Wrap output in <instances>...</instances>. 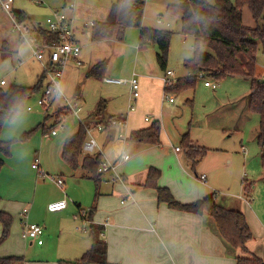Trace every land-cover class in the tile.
Here are the masks:
<instances>
[{
	"label": "rangeland",
	"instance_id": "rangeland-1",
	"mask_svg": "<svg viewBox=\"0 0 264 264\" xmlns=\"http://www.w3.org/2000/svg\"><path fill=\"white\" fill-rule=\"evenodd\" d=\"M115 1L76 0L75 17L81 24L104 22L109 16L111 5ZM208 1L213 2L214 0ZM44 2L45 4H37L33 0H15L14 10L25 11L33 19L32 23L41 24V27L46 30V19L50 15V8L63 9L68 0H44ZM178 2L179 0H145L143 15L144 26L169 30L173 33L167 70L174 71L176 79L185 78L189 75L185 62L193 56L194 44L192 35L182 33L181 20L168 12V6ZM244 23L247 25L254 24L248 9L244 10ZM44 32L41 31L35 34L38 43L43 40V37L47 36ZM139 36L140 28L131 27L126 30L122 43L118 41L115 43H98L96 41V46H91L90 43L84 45L81 53L82 65L77 66L69 61L64 70L61 80L63 96L53 95V102L50 106L39 105L38 100L43 96L45 87L49 84V80L45 79L44 86L26 101L24 110L13 120L4 123L1 138L6 141H13V143L9 155L0 153V157L5 162L3 169L0 171V178L2 180V178L7 177L12 180V183L14 182L15 186L13 184L9 186L10 196L0 198V210H3L1 206L4 201L19 206L21 202L14 203V201H22L27 196L32 198L36 191L37 181L41 182L39 192L44 196L48 197L59 193L56 183L51 181L48 175L55 176L61 173V169H65L63 172L66 180V192L70 193L68 189L84 191L85 202L82 203V207L86 211H90L97 200L95 197V183L83 180V188L78 187L77 180L68 175V170L64 167L61 158L58 157V151L66 141L69 132L79 126L80 122L69 110L68 101L83 107L80 114L82 120L88 112L92 113L90 122H100L105 117H112L113 119L104 122L106 125H109L112 120L117 119L123 113L129 112L130 88L128 84L107 83L103 81V77L88 78L87 73L93 67L95 61L107 59L112 64L107 76L128 79L134 71L140 74L141 69L138 67L137 59ZM157 52L158 47L154 45L153 54H147L145 59H150L151 55L156 60ZM20 60L23 61L21 65H19ZM43 63H47V59L40 61L34 56L31 46L20 38L19 33L14 28L11 16L0 10V79H5L8 82L6 86L4 85V88L9 87L11 84L35 85L38 74L43 70ZM142 65L143 63H141ZM157 66L158 72L162 73L163 70L159 65ZM256 75L264 77V52L261 46L257 55ZM141 77L139 81L142 79ZM205 80L216 82L209 78ZM205 80L198 77L193 88L183 90L175 95H164L163 89H160L157 98H155L154 93L140 96L137 104L138 110L135 113H130L128 129L136 127L147 116L152 119L148 126L150 127L155 122L154 116L156 115L161 122L162 143L156 150L159 156L156 155L155 150L150 149L134 156V149L129 145L126 152L131 154L132 158L126 163H121L122 167L120 166L119 169H125L124 173L127 175L133 169H137L138 165L146 160V157L155 159L163 156L166 157V170L164 168L166 179L169 177L171 181H178L189 186L190 184H201L198 178L202 171L213 169V167L220 168L216 178L226 187L218 186V192L214 193L218 198V202L223 204L225 194L236 195L237 191L242 194L244 176L246 175L248 180L257 179L253 177L257 175L256 171L263 166L262 156H257L249 145V142H253V144L255 141L257 142L260 131V115L251 111L248 106L250 80L242 77H228L217 82V89L205 86ZM169 96L175 98L173 103L168 100ZM101 100L106 101V113L103 117H97L96 109ZM28 107L32 109L28 110ZM47 111L49 114H46V119L49 120L44 122L43 116ZM60 119L63 120L64 128H61ZM58 121L59 123H57ZM51 124L59 132L56 137H48L45 133V129ZM86 125L94 128L87 122ZM117 131L119 133L121 129L118 127ZM27 132L32 133L28 137H23L24 133ZM185 133L189 134L190 139L195 144L223 151L210 150L199 162L196 169L192 170L182 144ZM105 135L106 132L99 137L98 141L103 139ZM127 141L129 140L127 139ZM242 145L247 149L248 154L246 157H244L245 153L242 150ZM176 147L181 148L182 152L177 154ZM143 148L150 147L144 145ZM104 153L110 161L115 160L117 153L112 143L107 146V151L105 150ZM227 156L233 158L231 164L226 163ZM36 157L40 159L43 171L49 173L44 177L40 174L43 178L38 176V171L32 169ZM12 163L14 164L13 170L10 169ZM160 169L162 171V168ZM14 170L15 174L13 173ZM93 184L94 193L90 197L86 194V191L87 189L90 190ZM227 187H230V189ZM253 198L250 199V203L255 202ZM123 202H125V199ZM72 204L77 213V204ZM76 213L73 212L71 219L68 216L62 218L52 217L47 223L51 224L52 227L63 229L70 222L72 224L75 222L78 227L77 241L81 243L85 238V242H88L87 238H89L91 228L87 223L83 224L84 221L80 219L81 217L74 220V214ZM46 226L47 228L42 237L45 245L43 247L27 245L22 239L21 221L19 220L16 223L13 218L9 237L0 243V257L20 256L23 258V262L25 261L24 264H59L61 260L74 261L82 257V254H73L74 248L70 244L66 230L62 233L60 239L57 237L53 240H47L46 230H48V225ZM1 233L2 225L0 222V236ZM19 264L23 263L19 262Z\"/></svg>",
	"mask_w": 264,
	"mask_h": 264
},
{
	"label": "crops",
	"instance_id": "crops-1",
	"mask_svg": "<svg viewBox=\"0 0 264 264\" xmlns=\"http://www.w3.org/2000/svg\"><path fill=\"white\" fill-rule=\"evenodd\" d=\"M74 11L75 9L71 12V14L75 17ZM28 16L30 17L32 22L33 19L29 14ZM142 26H144L143 20ZM91 30L92 27L83 28V25L79 23V21H77L76 35L79 43L81 44V51L77 56V59L81 61V64L78 65L76 63V60L74 59L70 60L77 66L82 65L81 53L83 46L89 43L91 46H96L97 44L96 41L94 42L90 38ZM116 41L121 43L123 42L113 38L98 41V43H115ZM137 46L138 67H140L141 73L138 74L136 71L134 72L138 74L139 78L141 77V74H143L141 77L142 79L139 81L140 96L152 95L154 93L155 98H157V93L160 89H163V93L165 95L163 82V76L165 74V71L159 73L157 59L154 60L151 57L154 51V44L149 43L147 45ZM149 53H151L150 59H145V56ZM46 56L44 57V59L46 58L47 62H49V57L48 55ZM103 60L107 63V67L103 75L104 81V78L110 77L107 76V73L110 72V67H112V64L107 59L95 61L94 64ZM20 62H22L21 64H23V61L20 60L19 65H21ZM141 63H143L142 66ZM42 74L43 70L38 74L36 82ZM130 78L122 79L129 80ZM1 80L3 79H0V81ZM7 84L8 82L6 81L5 86ZM125 84H128L130 88L131 103L132 87L129 83ZM2 88H4V85ZM138 99L134 102V104L136 105L135 110H130V108L128 107L129 112L127 111L126 113H123L121 116L118 117L126 120L124 126L116 124H104L105 121L107 122L113 119L112 117H105L103 120H100V122H90V115H92V113L88 112V114H86L85 118L83 119L85 121H83L81 117V119L78 118L80 121L79 126L71 130L68 134V137L75 134L81 126L82 122H87L90 125L94 126V128L98 124H104V130L97 131L96 129H94V136L98 142L99 149L103 154L106 153H104V151H107V146L111 143L113 144V147L114 149H116L117 153L113 162L116 164L118 172L123 176L122 181L114 179V175L111 172L104 173L101 174V182L99 185V189H97L96 183L90 177L89 173H87L83 168L79 167L77 170H72L65 163L62 158V148L65 142L58 151V157H60L63 161L64 167L68 170V175L71 176L73 179L77 180L78 187L81 186V188H83V180H88L90 181V183H95V197L97 198V200L95 201V204H93L90 211H86V209L82 207V203L85 202V195L83 194L84 191H80L79 189H77V191H72L68 189L70 193L68 194L66 192V180L63 172L65 169H61V173L55 175L59 176L64 180L63 188L56 184L60 191L59 193L53 194L48 197L44 196L43 194H41V192H39L41 182L37 181L36 183L38 184L36 187V191L32 198L31 196H27L23 198L22 201H14V203L21 202L19 206H16V204H12L8 201L2 202L3 205L1 207L3 210H0V212L4 211L9 213L14 218V220H16V223H18L19 220L21 221L22 239L25 241V244L37 245V247H43L45 245L44 241L42 244H38L36 241L27 239L23 236L22 230L24 227L23 222L25 217L22 215V210L25 207H28L29 222L44 225V232L47 228L46 225H48V230H46L47 240H53L57 237L58 239H60L62 233L66 230L68 232L70 244H72L74 248L73 254L76 253L83 255L86 251H88L92 246V240L90 238V235L89 238H87L88 242H85V238H83V241L79 243L77 241L78 227L75 222L74 224L70 222L63 229L55 226L52 227L51 224L47 223L48 220L52 217L62 218L68 216L71 219L73 212L76 213V208L73 206L72 203H76L78 212L74 214V220H77L78 217H81L80 219L84 221L83 224L87 223L89 225V228H91L92 225H95L100 228V236L106 242L107 245L106 264H237V256H258L264 260V147H259L256 141L254 142V144L253 142H249V145L251 146L253 152L256 153L257 156L261 155L263 158L262 168L256 171L257 175L253 177L257 179L248 180L247 176L245 175L243 178L244 182L242 184V194L238 191L236 195L230 193L225 194V197H223V204L218 202V198H216L217 202L223 207L227 209L242 211L245 214L248 225L254 236L253 239L247 243V252L241 249L232 250L225 245L222 238L216 231L213 219L207 218L197 213L172 209L166 203L158 201L156 189L152 187L142 186L146 181L148 170L150 167H156L158 169L162 168L161 177L158 180L159 186L169 187L178 201L182 203H191L198 199H202L207 195L213 194L214 192H218V186L226 187V185L219 182L216 178V174L218 173L220 168L213 167V169L211 168L209 170L202 171L200 175L206 174V181H202L199 176L198 180L200 179L199 183L201 184H190L189 186L183 183H179L178 181H171L169 177L166 179V173L164 171V168L166 170V157L163 156L155 159L146 157V160L139 164L137 169H133L127 175L124 173L125 169H119L121 163H126L132 158L131 154L126 152L127 147L129 145L131 148L134 149V156H138L142 152L149 151V149L155 150L154 152H157L156 150H158V146H160L162 143L161 142L159 145H149L150 148H143L144 144L131 142L129 140L128 136H130L131 132H133L137 128H148L149 123L152 121L150 117V120H146V117H144L143 120H141V122L136 125V127L128 129L130 113H135L138 110ZM46 114L48 115L49 112L47 111L46 113H44V122L49 120L48 118L46 119ZM154 118L155 120H158L156 115L154 116ZM59 121L60 123L63 122L62 119H60ZM59 121L57 123H59ZM118 127L121 129L119 133L117 131ZM53 129V124H51V126H47V128L45 129V133H47L48 137H56L58 135L59 132H57L56 135H53L51 133ZM104 132H106V135L103 137V139L98 141L99 137ZM121 133L126 136L125 141L120 138ZM127 139L129 141H127ZM195 145L200 146L198 144ZM243 147L245 148V146L242 145V150ZM210 150L223 151L221 149ZM123 151L130 155V158L128 160L123 161L120 159V155ZM245 151L246 152L243 151L245 153L244 157H246L248 154L246 148ZM176 152L177 154H179L182 152V150ZM87 154L88 153L83 151L82 156ZM96 154H100V152ZM156 155L159 156L158 152L156 153ZM226 159V163H232L233 158L231 156H227ZM13 165L14 164L12 163L11 168L9 167L11 170H13ZM13 173L15 174V170L13 171ZM38 176L42 177L40 176L39 172ZM11 184L15 186L14 182L12 183V180H9L7 177L2 178V180L0 178V198H2V196L4 198L10 196L8 190ZM246 184L250 185L251 187L249 194L245 190ZM230 187L227 188L230 189ZM90 190L87 189L86 194L91 197V195H93L94 193V184ZM89 191L91 192L90 194ZM240 195H243L242 197L249 196V199L245 200L244 198L240 197ZM253 196L255 197L253 198ZM64 198H66L68 201V206L66 209L56 212H52L48 209V205L50 203L62 200ZM120 198L122 199L120 200ZM251 198L254 199V203H250ZM124 199L125 202H123ZM106 221H108L107 225H105ZM86 233H88V231H86ZM68 254L70 253L68 252ZM19 262L23 264L25 263V261L23 262L22 259L16 262L15 264H19Z\"/></svg>",
	"mask_w": 264,
	"mask_h": 264
},
{
	"label": "trees",
	"instance_id": "trees-1",
	"mask_svg": "<svg viewBox=\"0 0 264 264\" xmlns=\"http://www.w3.org/2000/svg\"><path fill=\"white\" fill-rule=\"evenodd\" d=\"M145 0H116L110 9L106 21L95 22L90 38L92 41L108 39L124 40L126 30L131 27L140 28L139 45L149 43L158 47L157 63L163 71H167L173 33L153 27L142 26ZM248 9L253 25L244 23V10ZM168 12L178 17L182 23V33L194 37L193 56L185 62L189 75L178 78L173 85L165 86V94H179L183 90L196 85L199 74L204 80L216 82L228 77H242L250 80L248 98L249 109L260 115L259 134L257 144L264 147V78L256 75L257 55L260 49L264 52V0H179L177 4H170ZM15 16L20 21L31 22L24 11H16ZM45 31L46 38L51 42L57 40L58 35ZM106 61H99L88 71V78H101L106 70ZM46 77L43 73L33 86L12 84L7 88L0 87V153L10 154L13 141L1 139V132L6 121L13 120L25 108L26 101L36 94L43 86ZM106 101L101 100L97 107L96 116L103 117ZM32 132L24 133L28 137ZM87 133L81 125L78 131L68 137L62 148V158L72 169L83 168L96 183L99 189L101 174L98 167L101 155H84L83 144ZM131 142L144 145H159L161 143V122L155 120L145 129L135 130L129 136ZM182 144L192 170L207 155L210 149L195 145L189 134L183 135ZM4 159L0 157V171L4 167ZM161 170L150 167L146 181L142 186L156 189L159 202L166 203L170 208L186 212L197 213L213 219L215 228L225 245L232 250L248 251L247 243L253 239L245 214L240 210L227 209L217 202L215 193L205 196L191 203H182L173 195L171 189L159 186L158 180ZM249 194L251 187L245 185ZM2 233L0 243L10 234L13 217L4 211L0 212ZM91 248L81 258L69 261L61 260L59 264H106L107 245L100 236V228L91 226ZM19 256L0 257V264H15L22 260ZM237 264H264L258 256L236 257Z\"/></svg>",
	"mask_w": 264,
	"mask_h": 264
},
{
	"label": "built area",
	"instance_id": "built-area-1",
	"mask_svg": "<svg viewBox=\"0 0 264 264\" xmlns=\"http://www.w3.org/2000/svg\"><path fill=\"white\" fill-rule=\"evenodd\" d=\"M37 4H45L44 0H33ZM15 0H0V10L6 12L11 16L13 21L14 28L20 35V38L26 41L32 48L34 56L37 57L38 60L43 61L46 54L49 57V62L43 63V73L45 74L46 79L49 80V84L45 87V91L43 96L38 100V104L42 106H50L53 102L52 96H63V91L61 88V80L63 77L64 70L71 59L76 60L78 65L81 64V61L77 59L81 51V44L78 41L76 32H77V19L71 14V12L76 7V0H68L67 4L63 9H53L50 8V15L46 19L47 24V32L55 33L58 35L57 40H52L51 42L46 37H43V40L38 43V38L35 37L37 32L42 30L41 24H34L29 21H20L15 16L14 10ZM161 21V19H159ZM83 28L93 27L94 23H83ZM36 44V45H34ZM22 62H20L21 64ZM198 77H202L204 79L203 74H199ZM264 78V77H263ZM177 79L175 78V72L172 70L165 71L163 76L164 87L171 86ZM104 81L107 83H115V84H125L129 83L132 87V96L131 103L129 105L130 110H135L136 105L134 104L135 100H137L140 96V85H139V77L136 72H134L129 80L122 78H112L106 77ZM6 84V80L0 81V86ZM205 86L211 87L212 89H217V82L205 80ZM170 102H174L175 98L173 96H169L168 99ZM68 101V100H67ZM69 110L75 115L77 118H80V114L82 111V107L77 103L69 102ZM31 107H28V110H31ZM146 120H150L149 117H146ZM126 120L123 118H117L112 120L110 124L122 125L124 126ZM61 128L64 127L62 123ZM82 125L85 127L87 138L83 144V151L88 154H96L100 152L101 154V162L98 167V172L100 174L111 172L114 175V179L123 180V176L118 172L117 166L113 161H110L105 154L101 152L99 149L98 142L94 136V128L86 125V123L82 122ZM104 124H98L95 129L97 131L104 130ZM57 130L53 129L52 134L56 135ZM120 138L125 141L126 136L124 134H120ZM176 151H181V148L176 147ZM243 151L245 148L243 147ZM130 158V155L125 151L120 155V159L125 161ZM32 168L37 170L42 176H47L48 173L44 172L41 169L40 159L38 157L35 158V161L32 164ZM50 180L55 182L58 186L64 187V180L59 176L48 175ZM200 179L202 181H206V174L200 175ZM243 195H240L242 197ZM245 200L249 199V196L242 197ZM68 206V201L66 198L62 200H58L52 202L48 205V209L52 212L61 211L66 209ZM28 213L29 208L25 207L22 210V215L25 217L24 219V227H23V236L27 239H31L36 241L38 244H42V236L44 234V227L37 223H31L28 221ZM108 224V221L105 222V225Z\"/></svg>",
	"mask_w": 264,
	"mask_h": 264
},
{
	"label": "water",
	"instance_id": "water-1",
	"mask_svg": "<svg viewBox=\"0 0 264 264\" xmlns=\"http://www.w3.org/2000/svg\"><path fill=\"white\" fill-rule=\"evenodd\" d=\"M79 94V93H78Z\"/></svg>",
	"mask_w": 264,
	"mask_h": 264
}]
</instances>
